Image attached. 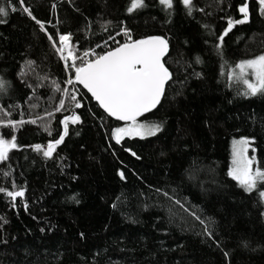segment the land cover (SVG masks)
I'll return each mask as SVG.
<instances>
[{
    "label": "trees",
    "instance_id": "trees-1",
    "mask_svg": "<svg viewBox=\"0 0 264 264\" xmlns=\"http://www.w3.org/2000/svg\"><path fill=\"white\" fill-rule=\"evenodd\" d=\"M244 2L194 0L197 10L189 15L181 0L172 10L145 0L147 7L131 13L130 0H24L23 6L0 0L9 9L0 16V78L6 82L0 113L11 114L0 118L37 119L18 129L0 127L19 145L0 163V187L26 188L15 207L0 193V264H264L263 201L228 175L234 139L249 138V156L264 169V95L245 96L244 86L229 80L239 62L264 54L258 0H247L249 21L236 25L217 48L227 21L242 18L238 7ZM123 27L135 40H168L164 60L173 79L158 110L140 120L161 125V131L117 144L112 133L123 125L81 87L67 88L48 34H71L79 57ZM57 84L83 107L75 108ZM61 100L65 110L56 111ZM73 111L83 122L69 125L53 157L35 151L59 138L62 120Z\"/></svg>",
    "mask_w": 264,
    "mask_h": 264
},
{
    "label": "snow or ice",
    "instance_id": "snow-or-ice-1",
    "mask_svg": "<svg viewBox=\"0 0 264 264\" xmlns=\"http://www.w3.org/2000/svg\"><path fill=\"white\" fill-rule=\"evenodd\" d=\"M18 3L23 6L24 0H18ZM181 3L188 10L189 15H191L193 10H197L194 0H181ZM258 4L260 6L259 11L264 14V0H258ZM159 5L163 6L164 9L172 10L174 8V0H159ZM144 7H147L145 0H130V6L127 11L131 13ZM10 11L16 12L18 9L12 7ZM22 11L35 20L41 30L46 31L44 24L36 19L30 8L24 6ZM238 11L242 14V18L238 20L229 19L227 21V28L218 37V49H222L224 38L228 36L236 25L249 21L250 14L247 0L238 7ZM8 15L9 9L0 6V16L7 17ZM2 22L4 21L0 20V23ZM124 35L127 37V41L113 50L104 54H98L94 50L84 51L82 56L78 57L75 54V46L71 43V34L57 33V38L48 34L49 41H51L53 48L64 61L65 66L74 69V78L70 74L66 83L68 85L77 83L82 85L110 117L125 122V126L116 127L112 133L117 144H120L125 137L144 139L155 136L161 131V125L141 122L140 117L152 112L160 104L165 94L166 85L173 79V73L166 67L164 60L169 51L167 39L153 36L133 40L127 29L124 30ZM78 59L80 60L79 64H77ZM197 62H199V58H197ZM32 63L28 62V67H31ZM20 75L25 76L27 72L22 71ZM229 80H235L243 85L245 91L242 94L245 96L264 95V54L239 62L229 75ZM5 87L6 82L3 78H0V91H3ZM56 91H62L65 97H69L74 102L75 108L83 107L77 100V96L70 94L67 89H62L57 84ZM61 110H65L63 100L60 101L56 109V111ZM10 115V112L0 113V117H10ZM47 115L52 116L53 113L49 112ZM38 119L43 118L40 117ZM25 123L36 124L37 119L14 121L10 118L6 120L0 118V127L18 129ZM61 123L63 131L59 138L50 141L46 148L39 144L35 145V151H42L44 157L51 159L53 153L64 143L65 137L69 135V125H76L82 123V121L81 117L73 111V114L65 116ZM44 130L51 135L50 126L45 125ZM251 144L252 141L249 138L234 139L232 141L231 170L228 175L245 192L252 193L256 191L260 198H264V169L260 167L255 156H249ZM18 148L19 145H17L14 135L11 138H5L3 134H0V163L8 161L9 153ZM4 175L7 176L10 173L5 172ZM119 175L122 179L124 178L123 172H120ZM12 187L13 190L0 187V193H4L10 198V202L15 207L17 198H22L23 200L25 197L26 188H17L15 184ZM156 191L161 192L162 190L157 189ZM163 195L172 199L167 192H163ZM72 198L75 199V197ZM175 203L180 204V201L176 200ZM23 206L25 209L28 207L27 203H23ZM181 207L183 206L181 205ZM192 215L197 220H200V217L194 212ZM0 219H3V217H0ZM200 222L204 224L203 220H200ZM204 231L209 238L214 239L213 232L208 225H205ZM227 255L225 253V256Z\"/></svg>",
    "mask_w": 264,
    "mask_h": 264
},
{
    "label": "built area",
    "instance_id": "built-area-1",
    "mask_svg": "<svg viewBox=\"0 0 264 264\" xmlns=\"http://www.w3.org/2000/svg\"><path fill=\"white\" fill-rule=\"evenodd\" d=\"M124 30L125 27L122 28L121 34H118L117 36L113 37L109 42L104 43L98 47H96L95 49H93L96 53L98 54H104L110 50L115 49L116 47L120 46L121 44L125 43L127 41V37L124 35ZM132 36V35H131ZM132 39H134V37L132 36ZM92 51V50H91ZM60 60L63 63V66L65 68L66 74H67V79L69 78V75L72 74V78H74V69L71 68H67L65 66L64 61L61 59L60 55L58 54ZM69 63H71V61H69ZM80 63V60H77V64ZM72 85H68L67 84V88L69 89Z\"/></svg>",
    "mask_w": 264,
    "mask_h": 264
},
{
    "label": "water",
    "instance_id": "water-1",
    "mask_svg": "<svg viewBox=\"0 0 264 264\" xmlns=\"http://www.w3.org/2000/svg\"><path fill=\"white\" fill-rule=\"evenodd\" d=\"M170 82V81H169ZM169 82H168V85H169ZM77 86H79V87H81L90 97H91V99L94 101V103L95 104H97L98 106H99V104H98V102L91 96V93H89L88 91H87V89H85V88H83V86L82 85H80V84H76ZM168 85H166V89H165V94H166V91H167V87H168ZM165 94H164V96L162 97V99H161V102H160V104L155 108V109H153V111L152 112H149V113H146L144 116H142V117H140V120H143V119H145V118H147L148 116H150L151 114H153L154 112H156V110H158V108L161 106V104H162V102H163V99H164V97H165ZM100 107V106H99ZM100 109L109 117V118H111L113 121H115V122H118V123H120L121 125H125V122L124 121H118V120H116L114 117H110L101 107H100ZM77 114V113H76ZM77 115H79V114H77ZM80 116V115H79ZM81 117V116H80ZM81 121H82V118H81ZM83 122V121H82ZM79 124H82V123H79ZM79 124H76V125H72V124H70L71 126H78ZM66 138L67 137H65V140H66ZM65 142V141H64ZM63 144H61L60 146H62ZM59 146V147H60Z\"/></svg>",
    "mask_w": 264,
    "mask_h": 264
},
{
    "label": "rangeland",
    "instance_id": "rangeland-1",
    "mask_svg": "<svg viewBox=\"0 0 264 264\" xmlns=\"http://www.w3.org/2000/svg\"><path fill=\"white\" fill-rule=\"evenodd\" d=\"M93 50V49H92ZM91 51V50H90ZM57 53V52H56ZM57 55H58V53H57ZM82 56V55H81ZM80 57V56H79ZM235 81V80H234ZM141 122H144V121H141ZM144 123H148V122H144ZM149 124V123H148ZM123 126H125V125H123ZM159 133V132H158ZM157 133V134H158ZM156 134V135H157ZM125 138H128V139H141V138H139V137H125ZM146 138H148V137H146ZM145 139V138H144ZM231 156H232V145H231ZM232 159V158H231ZM230 170H231V167H230ZM229 170V171H230ZM231 178V177H230ZM262 199V201H263V205H264V198H261Z\"/></svg>",
    "mask_w": 264,
    "mask_h": 264
}]
</instances>
